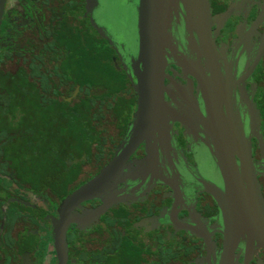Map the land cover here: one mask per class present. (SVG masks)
<instances>
[{"label": "flooded vegetation", "instance_id": "flooded-vegetation-1", "mask_svg": "<svg viewBox=\"0 0 264 264\" xmlns=\"http://www.w3.org/2000/svg\"><path fill=\"white\" fill-rule=\"evenodd\" d=\"M55 2L0 0V78L18 67L76 69L87 38L97 41L103 33L117 40L119 63L130 73L131 126L136 93L129 59L136 45V0H117L120 18L114 23L104 0L73 3L76 10L87 8L85 21L73 16V43H60L52 53L58 43L50 39L52 32L49 37L44 33V25L50 22L45 8ZM166 28L172 44L164 48L154 128L145 130L108 191L70 208L64 259L54 246L58 207L100 167L63 190L27 188L7 175L0 158V264H216L222 220L203 181L218 187L222 181L207 123L205 80L215 87L219 124L237 164L233 135L249 138L264 202V0H170ZM232 254L231 264H264L263 248L255 240L247 245L245 235H238Z\"/></svg>", "mask_w": 264, "mask_h": 264}, {"label": "trees", "instance_id": "trees-1", "mask_svg": "<svg viewBox=\"0 0 264 264\" xmlns=\"http://www.w3.org/2000/svg\"><path fill=\"white\" fill-rule=\"evenodd\" d=\"M99 36L97 41L87 38L76 69L69 71L62 64L38 71L18 67L7 69L0 78V147L15 142L37 146L35 135L42 133L35 132L48 127L55 131L53 139L63 141L59 147H67L65 137L60 136L67 128L86 146L72 150L67 162L66 150L63 158L60 150L56 160L45 161L39 183L51 189L78 184L106 158L105 149L116 147L130 127V73L119 63L117 40L103 33ZM102 151L105 156L99 160ZM0 158H8L1 148ZM6 173L23 187L33 186L32 181L18 178L13 166Z\"/></svg>", "mask_w": 264, "mask_h": 264}, {"label": "water", "instance_id": "water-1", "mask_svg": "<svg viewBox=\"0 0 264 264\" xmlns=\"http://www.w3.org/2000/svg\"><path fill=\"white\" fill-rule=\"evenodd\" d=\"M169 2L170 0H136V45L134 56L129 59L136 93L134 117L113 155L95 174L60 202L58 217L53 222L54 246L60 259L65 256L63 235L70 208L81 200L108 191L120 177L126 158L145 130L154 128L162 98L164 48L172 44L166 28ZM204 88L207 123L214 140L212 152L222 187L205 181L203 183L216 201L222 220V247L216 264H231L232 251L239 234L245 235L247 245L255 240L264 250V202L253 171L249 138L241 139L233 135L236 146L233 150L239 160L237 164L229 147V137L219 124L215 87L205 80ZM250 120L253 122L252 112ZM109 199L108 196L104 203ZM102 206L104 205L100 207Z\"/></svg>", "mask_w": 264, "mask_h": 264}, {"label": "rangeland", "instance_id": "rangeland-1", "mask_svg": "<svg viewBox=\"0 0 264 264\" xmlns=\"http://www.w3.org/2000/svg\"><path fill=\"white\" fill-rule=\"evenodd\" d=\"M55 3L52 6H48L46 9H44V13L46 15V21L50 19V24L46 23L44 27H46V31L44 33L49 37L50 33V39L51 40H57L58 45L54 48L52 47V53H56L59 50V44L60 43H66L68 45H71L73 43V40L70 38L72 37V34L74 35V30L76 28V23L72 21L73 16L79 15L80 20L83 19L85 21V18L87 16V8L82 5L80 9L76 10L72 6V4L79 3L80 0H53ZM104 8L107 13H109L114 20H118L120 18V12L117 11V0H104ZM52 16V17H50ZM63 16H67L69 18L67 22V18H62ZM48 24V25H47ZM115 28H117V25H114ZM44 27H40V29H43ZM99 27V25L97 26ZM43 33V31H42ZM70 38V39H69ZM69 39V40H68ZM61 40H64V42H61ZM127 42L130 43V40H127ZM55 45V42H54ZM50 47V48H51ZM48 46L46 47V50L48 52ZM51 52V50L49 51ZM40 68V65H39ZM103 76V74H102ZM97 77H101V74L97 75ZM39 121V119H38ZM36 134L42 133L41 136H38L35 138V141L38 142L37 146H25L23 143L15 142L10 143L8 145H3V147H0L5 155L8 156L6 158L7 160L3 159V168L4 169H12V166L15 167L16 172L19 174L18 178L21 177L22 179L25 178V180L32 181V185L39 186L41 185L39 183L40 181V175L39 173L42 172V168L44 166L45 161L52 162L53 160H56V154L61 150V153L59 154L60 157H64L65 150L67 151L65 155L66 162L69 161V153L72 152V150L79 149L80 147H86L84 146V142H78L75 137L72 136L71 131L67 128L63 134H60L61 138L65 137V144L67 147H59L63 144V141L61 139H53V135L55 133L54 129L50 130V127H48L44 132H35ZM43 139V140H41ZM114 147H108L105 149L106 158L111 154ZM55 154V155H54ZM73 153H70L72 155ZM105 156V153L102 151L99 154V160H102ZM102 160V162L99 164V167L101 168L104 164H102L105 159ZM98 160V161H99ZM99 167L94 168L92 170H97ZM99 168V169H100ZM98 169V170H99ZM96 173V172H95ZM94 173V174H95ZM37 174V175H36ZM32 188V187H30ZM67 196V195H65ZM26 202V201H24ZM148 204V203H147Z\"/></svg>", "mask_w": 264, "mask_h": 264}]
</instances>
